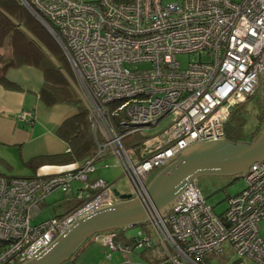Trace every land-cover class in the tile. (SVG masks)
Wrapping results in <instances>:
<instances>
[{"label":"built area","instance_id":"obj_1","mask_svg":"<svg viewBox=\"0 0 264 264\" xmlns=\"http://www.w3.org/2000/svg\"><path fill=\"white\" fill-rule=\"evenodd\" d=\"M19 2L62 49L89 112L96 149L59 172L0 174V264L37 256L74 219L115 200L112 183L88 180L107 158L122 167L131 196L145 197L150 177L182 150L224 138L229 113L256 92L264 71V0ZM178 55L187 57L184 66ZM121 110L115 126L111 114ZM17 118L31 123L32 112ZM135 133L143 135L138 144L126 145ZM242 176L245 186L221 214L190 183L170 212L148 219L151 234L138 230L140 238L128 245L115 244L111 230L93 238L107 247L106 257L158 244L172 264H199L225 242L237 256L232 264H264L258 226L264 218V159ZM73 180L83 183L71 209L32 223L45 198L56 190L71 192Z\"/></svg>","mask_w":264,"mask_h":264},{"label":"trees","instance_id":"obj_2","mask_svg":"<svg viewBox=\"0 0 264 264\" xmlns=\"http://www.w3.org/2000/svg\"><path fill=\"white\" fill-rule=\"evenodd\" d=\"M50 55L53 56L57 65L51 61ZM66 61L62 49L51 33L19 0H0V83L7 87L13 86V83L8 81L5 76V71L9 67L19 66L24 63L38 66L43 71L44 80L39 93L43 103L46 106L65 103L73 106L76 110L73 115L64 119L57 129L58 135L67 143V150L61 153L34 156L26 162L30 167L35 168L43 164L65 165L74 162L82 163L95 152L96 142L93 136L89 112L83 100L78 96L64 74L67 69ZM252 96L249 98H252ZM249 98L237 104L229 113L224 123V138L231 141H249L254 139L259 133L264 122V103L263 101H257L256 121L252 125V129L246 131L247 119L243 113V108ZM119 104L120 101L113 102L110 105V109L113 110ZM123 116V110L118 114H111L112 123L118 126L119 120ZM142 136L140 133H135L124 139V143L128 146H135ZM230 196L232 195H227L226 199L228 200ZM72 206L69 205L67 210L71 209ZM67 210L63 211V213ZM63 213L53 215L60 216ZM145 223L147 222L136 225L137 229L131 236L125 234L124 228L112 229L111 231L114 232L113 242L122 245L134 243L140 238L136 233L138 230L151 234L152 230L147 231L144 227ZM84 244L68 260L61 264L73 261V258ZM135 250L155 252L160 249L158 244H153L150 247Z\"/></svg>","mask_w":264,"mask_h":264},{"label":"water","instance_id":"obj_3","mask_svg":"<svg viewBox=\"0 0 264 264\" xmlns=\"http://www.w3.org/2000/svg\"><path fill=\"white\" fill-rule=\"evenodd\" d=\"M262 159L264 122L256 137L249 141L219 138L194 143L152 175L145 197H133L113 188L115 200L77 217L57 234L48 248L19 264H61L96 233L147 222L155 212L161 215L170 212L179 195L188 184L196 183L198 177L243 175L252 163Z\"/></svg>","mask_w":264,"mask_h":264},{"label":"crops","instance_id":"obj_4","mask_svg":"<svg viewBox=\"0 0 264 264\" xmlns=\"http://www.w3.org/2000/svg\"><path fill=\"white\" fill-rule=\"evenodd\" d=\"M5 76L13 86L7 87L0 83V174L31 176L55 173L69 167L71 164H43L34 168L28 166L26 162L37 155L67 150V143L58 135L57 129L64 119L76 112L75 108L65 103L51 106L43 103L39 97L44 80L43 71L38 66L24 63L9 67L5 71ZM24 110H31V123L17 118V114ZM76 188L71 190L72 194H75ZM45 200L41 210L47 206L52 215L63 213L74 202L65 200L47 203ZM59 206L63 207L62 211H56ZM104 251L105 246L92 237L85 242L73 261L64 264H172L159 251L134 250L131 253H124L116 250L110 257H106ZM199 264L211 262L204 256Z\"/></svg>","mask_w":264,"mask_h":264},{"label":"rangeland","instance_id":"obj_5","mask_svg":"<svg viewBox=\"0 0 264 264\" xmlns=\"http://www.w3.org/2000/svg\"><path fill=\"white\" fill-rule=\"evenodd\" d=\"M52 58L50 55L51 61H53L57 65V62ZM178 58L180 59L181 65L184 66L185 62L187 61V57L185 55H178ZM65 64L67 66V71L65 70L64 74L71 86L76 91V86H73V84L76 82L74 73L67 61L65 62ZM137 66L140 67L142 66V64H137ZM258 100L260 102L263 101L264 103V73L259 79L255 94L244 104L243 113L245 114L247 119L245 127L246 131H250L252 129V125H254L256 121V104ZM162 124H164V122H162L161 125ZM106 163V166L103 165V163H98L95 170L88 174V180L91 181L97 178H102L107 180L109 183H112L113 188H116L117 190H119V192L128 193L130 191V184L127 176L123 173L122 167L116 162L115 158L112 157L108 158ZM82 183L83 181L73 180L72 189L79 187ZM196 185L200 189L201 193L205 196L206 201L213 206L214 211L216 213H221L224 211L228 204L226 196L233 195L235 192L240 191L245 186V180L243 176L239 174L235 176H200L196 179ZM65 200H74V194L56 190L48 195L45 202H64ZM62 210L63 207L60 208V206L56 209V211ZM50 216H52V211L47 206H45L42 208V210H40L39 213L36 214V216H34L32 223L38 222ZM258 226L259 234L264 239V218L259 221ZM144 227L147 231H151L150 225L148 223H145ZM136 229L137 226L135 225L124 228V231L127 236H131L135 233ZM107 251L108 249L105 247L104 254ZM205 257L210 260L211 264H231V262L237 258L232 246L225 242L222 243V250L220 252H209L205 255Z\"/></svg>","mask_w":264,"mask_h":264}]
</instances>
